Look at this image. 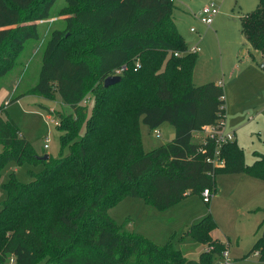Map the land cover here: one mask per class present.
<instances>
[{
	"label": "trees",
	"instance_id": "obj_1",
	"mask_svg": "<svg viewBox=\"0 0 264 264\" xmlns=\"http://www.w3.org/2000/svg\"><path fill=\"white\" fill-rule=\"evenodd\" d=\"M55 1L0 0V78L17 67L28 41L39 38L37 23L50 18ZM172 10V0H66L63 28L50 32L38 81L26 94L46 100L58 95L72 109L68 115L46 109L56 116L61 151L69 153L38 159L7 112L14 99L1 106L0 182L10 163L42 169L29 171L28 183L11 174L2 185L0 264L11 258L16 264H216L226 251L210 237L216 229L210 214L189 228L212 249L197 261L171 240L155 244L108 215L126 198L164 211L189 193H215V178L223 173L264 181V155L247 166L237 143L225 144V167L214 168L206 162L214 142H192L205 126L225 125L224 90L216 83L192 84L197 53L188 52ZM241 33L253 51L248 57L254 61L259 52L261 60L254 62L263 63L264 0L241 18ZM124 65L120 82L104 88L103 81ZM163 124L173 128L174 138L145 152L141 126L154 132ZM259 229L249 254L264 263V217Z\"/></svg>",
	"mask_w": 264,
	"mask_h": 264
},
{
	"label": "rangeland",
	"instance_id": "obj_2",
	"mask_svg": "<svg viewBox=\"0 0 264 264\" xmlns=\"http://www.w3.org/2000/svg\"><path fill=\"white\" fill-rule=\"evenodd\" d=\"M172 2L171 17L178 34L189 48L196 47L197 62L192 84H222L226 109L224 133L235 135V142L243 151L244 164L249 166L257 159L255 155H264V73L260 71L261 63L257 66L254 62L261 60L259 52L254 53L252 63L247 59V50L253 51L241 33V18L256 9L257 0ZM209 3H214L219 12L212 25L207 27L199 21V12ZM65 6L66 0L54 2L50 18L37 23L39 38L28 41L17 67L0 78V89L5 86L14 99L7 106L9 116L38 157L47 155L53 159L66 156L69 151H61L56 116L50 115L46 109L64 115L71 114L72 109L64 105L58 95L53 94V100H46L26 93L38 81L42 54L50 32L63 28L64 14L61 15V10ZM191 29L194 32H190ZM94 78L89 82L92 83ZM92 97L93 92L89 89L86 95L88 116L94 106ZM83 132L84 128L81 134ZM140 135L143 150L150 152L169 143L174 138V130L169 124H163L154 132L141 126ZM204 137L203 132H194L192 142L198 144ZM44 145H47L46 149ZM41 169V165L18 167L10 163L7 166L0 182V211L6 199L2 185L9 176L15 174L21 183H28L32 181L28 172L38 173ZM215 183V193L208 204L203 202L201 195L189 193L181 202L159 211L139 199L126 198L110 208L108 215L125 231L140 234L155 244L165 245L171 240L173 248L185 258L197 261L204 245L189 234V228L210 214L216 225L210 237L225 246L230 264H264L256 254H249L261 235L259 225L264 217V181L244 173H223L216 176ZM207 248L208 252L212 250L206 246L205 251ZM216 264H225L222 256L216 258Z\"/></svg>",
	"mask_w": 264,
	"mask_h": 264
},
{
	"label": "built area",
	"instance_id": "obj_3",
	"mask_svg": "<svg viewBox=\"0 0 264 264\" xmlns=\"http://www.w3.org/2000/svg\"><path fill=\"white\" fill-rule=\"evenodd\" d=\"M218 8L214 3H209L202 7V9L199 12V21L207 26L210 27L213 23L214 17L218 14ZM191 32H194V29L190 30ZM188 52L190 53H196V47L189 48ZM175 56H178L176 53ZM139 68V64H136V69ZM127 70L126 65L122 66L119 69H116L112 72L110 77H121V75ZM224 127L225 125L218 127V126H205L201 132L204 133L205 139H208L210 141H213L215 144V148L212 152L211 156H208L206 159V162L211 164L214 168H224L225 167V160L220 155V149L225 144H230L235 142V135L234 134H225L224 133ZM156 135L159 137L160 133L157 131ZM203 138V139H204ZM46 142H48V139H46ZM44 148H47V145H44ZM203 152V151H202ZM213 196V193L209 189L203 190L201 193V197L203 199V202L208 204L210 202L211 197ZM208 251V248L206 249ZM222 259H224L225 264H230V261L228 260L226 252L222 253ZM9 264H16L15 259L11 258Z\"/></svg>",
	"mask_w": 264,
	"mask_h": 264
},
{
	"label": "crops",
	"instance_id": "obj_4",
	"mask_svg": "<svg viewBox=\"0 0 264 264\" xmlns=\"http://www.w3.org/2000/svg\"><path fill=\"white\" fill-rule=\"evenodd\" d=\"M247 59L251 62V59L249 57ZM256 65L258 66V64H256ZM260 71H262V70L260 69ZM216 84H218V83H216ZM219 85H222V84H220V82H219ZM11 94H12L11 91L9 89H7L5 86H3L2 89H0V108H1V106L5 105L9 102V100L11 99ZM224 101H225V94H224ZM48 110L54 111L53 109H48ZM215 240L218 241V239H215ZM205 248H206V246L204 245L203 252L205 251Z\"/></svg>",
	"mask_w": 264,
	"mask_h": 264
},
{
	"label": "water",
	"instance_id": "obj_5",
	"mask_svg": "<svg viewBox=\"0 0 264 264\" xmlns=\"http://www.w3.org/2000/svg\"><path fill=\"white\" fill-rule=\"evenodd\" d=\"M260 69L264 72V62L260 64ZM121 80V77H107L104 81H103V87L104 88H108V87H111L117 83H119ZM38 159L40 160H43V161H46L48 159V156L47 155H44L42 157H38Z\"/></svg>",
	"mask_w": 264,
	"mask_h": 264
}]
</instances>
